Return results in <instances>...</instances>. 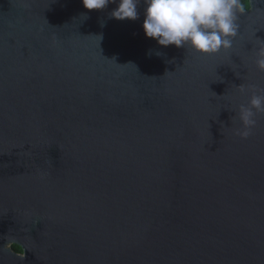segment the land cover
Masks as SVG:
<instances>
[{
    "label": "water",
    "instance_id": "95a60500",
    "mask_svg": "<svg viewBox=\"0 0 264 264\" xmlns=\"http://www.w3.org/2000/svg\"><path fill=\"white\" fill-rule=\"evenodd\" d=\"M117 4L0 0V264H264V0L213 55Z\"/></svg>",
    "mask_w": 264,
    "mask_h": 264
},
{
    "label": "clouds",
    "instance_id": "9594fccd",
    "mask_svg": "<svg viewBox=\"0 0 264 264\" xmlns=\"http://www.w3.org/2000/svg\"><path fill=\"white\" fill-rule=\"evenodd\" d=\"M82 3L88 11H102L117 0H82ZM140 3L141 0H118L109 17L135 21L139 18ZM143 3L142 27L146 37L155 39L160 46L174 45L204 55L232 48L238 35V14L243 11L241 0H143ZM254 55L257 71L264 72V42L255 48ZM238 90L249 99L238 106L231 120L238 119L241 125L234 129V134L247 139L256 126L257 115H264V88L240 85Z\"/></svg>",
    "mask_w": 264,
    "mask_h": 264
},
{
    "label": "trees",
    "instance_id": "16d2710c",
    "mask_svg": "<svg viewBox=\"0 0 264 264\" xmlns=\"http://www.w3.org/2000/svg\"><path fill=\"white\" fill-rule=\"evenodd\" d=\"M241 5L243 6L244 9L248 8V0H242ZM16 250H19L17 247H15Z\"/></svg>",
    "mask_w": 264,
    "mask_h": 264
},
{
    "label": "flooded vegetation",
    "instance_id": "af4514ba",
    "mask_svg": "<svg viewBox=\"0 0 264 264\" xmlns=\"http://www.w3.org/2000/svg\"><path fill=\"white\" fill-rule=\"evenodd\" d=\"M9 246L12 248V250L16 251V252H19V253H22V250L21 248L16 245V244H9ZM15 247H17L19 250H16Z\"/></svg>",
    "mask_w": 264,
    "mask_h": 264
}]
</instances>
